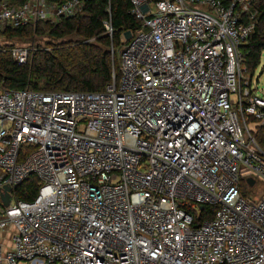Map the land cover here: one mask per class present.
Here are the masks:
<instances>
[{
    "label": "built area",
    "instance_id": "obj_1",
    "mask_svg": "<svg viewBox=\"0 0 264 264\" xmlns=\"http://www.w3.org/2000/svg\"><path fill=\"white\" fill-rule=\"evenodd\" d=\"M129 1L140 26L110 49L119 77L104 91L0 86V264H264V199L240 190L264 179V100L241 51L255 0ZM82 9L0 0V34ZM9 52L24 65L33 50ZM31 174L36 196L19 201Z\"/></svg>",
    "mask_w": 264,
    "mask_h": 264
},
{
    "label": "trees",
    "instance_id": "obj_2",
    "mask_svg": "<svg viewBox=\"0 0 264 264\" xmlns=\"http://www.w3.org/2000/svg\"><path fill=\"white\" fill-rule=\"evenodd\" d=\"M26 1L9 0L11 6ZM45 1L60 5L69 0ZM79 1L83 2V9L75 16L57 22L38 21L0 34L5 39L23 40L32 36L46 39V49H34L24 65L12 60L9 49L0 48V86L9 91L29 88L46 92H102L111 83L113 74L118 79V62L110 49H119L124 34L133 33L140 26L130 14V1ZM253 9L257 12L256 26L241 48L245 69L251 76L264 57V0H255ZM255 134L257 144L264 148V127L257 128ZM37 182L35 175H29L15 187V198L33 201ZM212 215L213 208L205 206L198 222L210 220Z\"/></svg>",
    "mask_w": 264,
    "mask_h": 264
},
{
    "label": "rangeland",
    "instance_id": "obj_3",
    "mask_svg": "<svg viewBox=\"0 0 264 264\" xmlns=\"http://www.w3.org/2000/svg\"><path fill=\"white\" fill-rule=\"evenodd\" d=\"M52 20V19H49ZM53 22V21H51ZM46 39L45 38H40V37H34L32 38H25L23 40H17V39H5L3 36H0V48H6V49H11L15 46H23L27 49L33 50L40 48V49H46L45 45ZM115 52L117 54L118 50L115 49ZM244 80L249 81V90L251 92V95L264 100V57L261 59L260 66L258 69L254 72L253 76L250 75L249 71L246 69L244 70L243 73ZM243 85V84H242ZM244 88V87H243ZM237 94L233 96V99H237ZM243 101L246 102V98L242 97ZM254 121L252 119L246 118V124L247 126L251 129L253 126L251 123ZM243 130V137L245 141H248V135L246 131ZM255 139L256 134H254ZM255 185L252 188H248V186L244 183L241 182L240 184V190L244 198L250 202H254L255 204H258L261 200L264 199V179L261 178H255ZM10 237V232H8V235L5 233L4 237V243L7 244L8 240Z\"/></svg>",
    "mask_w": 264,
    "mask_h": 264
},
{
    "label": "water",
    "instance_id": "obj_4",
    "mask_svg": "<svg viewBox=\"0 0 264 264\" xmlns=\"http://www.w3.org/2000/svg\"><path fill=\"white\" fill-rule=\"evenodd\" d=\"M146 9H147V7L146 6H143V8H142V10L145 12L146 11ZM129 37H130V34L128 33V34H125V38L126 39H129ZM247 183L250 185V186H252L253 185V181L251 180V179H247ZM3 190L6 192L5 194H0V198H1V201H2V203L5 205V206H7L8 204H9V191H10V188L9 187H4L3 188Z\"/></svg>",
    "mask_w": 264,
    "mask_h": 264
}]
</instances>
